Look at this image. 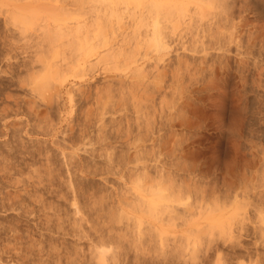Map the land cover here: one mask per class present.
Segmentation results:
<instances>
[{
	"label": "rangeland",
	"instance_id": "1",
	"mask_svg": "<svg viewBox=\"0 0 264 264\" xmlns=\"http://www.w3.org/2000/svg\"><path fill=\"white\" fill-rule=\"evenodd\" d=\"M152 1L166 40L95 60ZM0 3V264H264V0ZM80 125L129 161L82 153Z\"/></svg>",
	"mask_w": 264,
	"mask_h": 264
},
{
	"label": "bare ground",
	"instance_id": "2",
	"mask_svg": "<svg viewBox=\"0 0 264 264\" xmlns=\"http://www.w3.org/2000/svg\"><path fill=\"white\" fill-rule=\"evenodd\" d=\"M23 1V0H22ZM200 1V0H199ZM209 1V0H208ZM213 2H215L214 4L215 5H218V4H216V2H218V0L216 1V0H212ZM3 2V1H2ZM111 2V1H110ZM156 2V1H155ZM153 3V1L151 2V3H147V6H146V8H148L147 10H145L144 12L146 13V14H139L137 17H135L134 18V20L132 21V23H130L131 25L129 26L128 25V29H130V33H131V35H129V34H126V35H129V39H128V41H126V39H121L122 41H120L121 42V45L118 47V46H116V49H117V47H118V49L117 50H114L113 49V46L111 47V45L110 46H108V48H107V46L105 47V48H107V50L105 49V48H103L104 49V51L105 52H103L102 53V51L101 52H99V50H103L101 47H99L98 48V46H97V48L99 49H97L98 50V52H97V50H96V48L94 47L93 48V50L94 51H92L91 53H92V55L93 54H95V55H93V56H95L96 57V59L95 60H97L98 62L101 60H103L102 62H104V59L105 58H110V57H112L115 53H117V52H119V50L121 51V49L120 48H123L122 47V45L124 44H128L129 43V40H131V37L133 38L132 40L135 42V44H139L140 42H149L150 43V40H153L154 38H157V37H161L160 39L163 41L164 40V38H166V34L164 35V30L166 29V31H167V28H165V27H163V24L165 23V19L166 18H164V23L162 24V22H161V20H162V17L163 16H157V15H159L160 13V11H162L163 13L165 12V15H166V11L167 10H165V5H167L168 3L165 1H163V2H156V3ZM222 2V1H221ZM124 3H126V2H124ZM153 3V4H152ZM167 3V4H166ZM203 3H204V1H203ZM207 3V2H206ZM205 3V4H206ZM211 3V2H210ZM0 4H2V3H0ZM24 4V3H23ZM120 4V3H119ZM149 4V5H148ZM151 4V5H150ZM174 4L175 3H173L172 5L174 6ZM212 4V3H211ZM219 4H220V1H219ZM111 5V4H110ZM116 5V4H115ZM121 5V4H120ZM169 5H171V4H169ZM177 4H175V6H176ZM207 5V4H206ZM221 5V4H220ZM222 5H223V3H222ZM240 5V4H239ZM21 6H22V4H21ZM108 6V5H107ZM174 6V7H175ZM182 6V5H181ZM4 7H6L5 5H4ZM23 7V6H22ZM104 7H106V5L104 6ZM109 7H111V6H108V8ZM121 7V6H120ZM163 7V8H162ZM171 8H172V6H170ZM177 7V6H176ZM195 7V6H194ZM209 7V6H208ZM2 8V7H1ZM0 8V9H1ZM13 8V7H12ZM15 8V7H14ZM17 8H18V6H17ZM108 8H106V10H108ZM116 8V7H115ZM115 8H113V9H115ZM119 8V7H118ZM168 10H169V8H168V6L166 7ZM204 8V7H203ZM216 8V7H215ZM6 9V8H5ZM4 8H3V10H5ZM20 9H21V7H20ZM25 9V8H24ZM122 9V8H121ZM161 9V10H160ZM163 9H164V11H163ZM177 9V8H176ZM178 9H179V7H178ZM196 9H197V7H196ZM218 9V8H217ZM17 10V9H16ZM27 10H30V9H28L27 8ZM33 10V9H32ZM109 10H110V8H109ZM173 10V9H172ZM203 10V9H202ZM215 10V9H214ZM221 10V9H220ZM223 10H224V8H223ZM222 10V11H223ZM111 11V10H110ZM117 11H120V10H117ZM175 11V10H174ZM195 11V10H194ZM199 11V10H198ZM217 11V10H216ZM5 12V11H4ZM19 12V11H18ZM161 12V13H162ZM168 12V11H167ZM192 12V11H191ZM121 13V12H120ZM143 13V12H142ZM162 13V14H163ZM170 13H171V11H170ZM177 13V12H176ZM6 14V13H5ZM32 14H33V12H32ZM119 14V13H118ZM168 14H169V12H168ZM172 15H173V11H172V13H171ZM203 14H205L204 12H203ZM228 14V13H227ZM164 15V14H163ZM171 15V16H172ZM179 15V14H178ZM5 16H7V15H5ZM119 16H120V14H119ZM201 16V15H200ZM204 16V15H203ZM216 16V15H215ZM19 17H21V16H19ZM32 17V16H31ZM165 17V16H164ZM166 17H167V19H168V17H170L169 15H166ZM180 17V16H179ZM202 17V16H201ZM226 17V16H225ZM5 18V17H4ZM30 18V17H29ZM33 18V17H32ZM181 18V17H180ZM184 18V17H183ZM198 18V17H197ZM19 19V18H18ZM28 19V18H27ZM102 19V18H101ZM105 19V18H104ZM167 19H166V21H167ZM177 19V18H176ZM98 20V19H97ZM184 20V19H183ZM195 20V19H194ZM58 21V20H57ZM179 21V20H178ZM198 21H200V20H198ZM220 21V20H219ZM60 22V21H59ZM170 22V21H169ZM175 22V21H174ZM177 22V21H176ZM188 22V21H187ZM58 23V22H57ZM101 23V22H100ZM168 24V23H167ZM167 24H164L165 26L167 25ZM189 24H190V22H189ZM188 24V25H189ZM191 24H193V23H191ZM196 24V23H195ZM103 25V24H102ZM187 25V26H188ZM110 26V25H109ZM193 26H197V25H194L193 24ZM210 26V25H209ZM82 27V26H81ZM99 27V26H98ZM201 27V26H200ZM219 27V26H218ZM56 29H57V27H55ZM54 28V29H55ZM76 28V27H75ZM83 28V27H82ZM91 28V27H90ZM97 28V27H96ZM141 28H143V32L142 33H140V30L139 29H141ZM191 28V27H190ZM193 28V27H192ZM74 29V28H73ZM92 29V28H91ZM220 29V28H219ZM52 30H53V28H52ZM198 30V29H197ZM222 30V29H221ZM79 31V30H78ZM127 31V30H126ZM188 31V30H187ZM190 31V30H189ZM212 31V30H211ZM92 33H93V30L91 31ZM94 32H95V30H94ZM222 32V31H221ZM86 33V32H85ZM89 33V32H88ZM97 33V32H96ZM99 33V32H98ZM132 33H134V34H137V36L139 37L140 35H141V39L142 40H139L140 38H138L137 36V40L135 39L134 40V36H132L133 34ZM223 33V32H222ZM52 34V33H51ZM59 34V33H58ZM91 34V33H90ZM89 34V35H90ZM125 34V33H124ZM47 36H48V34H46ZM76 35H77V33H76ZM88 35V34H87ZM98 35V34H97ZM126 35H123V36H125V37H123L122 36V38H126L127 36ZM224 35V34H223ZM93 36V35H92ZM92 36H90V37H92ZM95 36H96V34H95ZM94 36V37H95ZM100 35H98V37H99ZM102 36V35H101ZM105 36L106 35H104V37L103 38H101L100 40H102V39H105ZM109 36V35H108ZM163 36V37H162ZM165 36V37H164ZM220 36V35H219ZM88 37V36H87ZM94 37H93V39H94ZM49 38V37H48ZM75 38V37H74ZM89 38V37H88ZM100 38V37H99ZM98 38V39H99ZM106 38H107V36H106ZM194 38V37H193ZM53 39V38H52ZM91 39V38H90ZM57 40V39H56ZM79 40V39H78ZM112 40V39H111ZM166 40V39H165ZM164 40V41H165ZM168 40V39H167ZM195 40V39H194ZM80 41V40H79ZM91 41V40H90ZM103 41V43H104V40H102ZM101 42V41H100ZM106 42V41H105ZM82 43V42H81ZM80 43V44H81ZM91 43V42H90ZM102 43V42H101ZM107 43H110L109 42V38H108V41H107ZM115 43V42H114ZM164 43V42H163ZM196 43V42H195ZM118 44V43H117ZM104 45H106L105 43H104ZM103 45V46H104ZM128 45H130V43L128 44ZM82 46V45H81ZM95 46H96V44H95ZM102 46V45H101ZM102 46V47H103ZM166 46V45H165ZM109 47H111L110 49H109ZM77 49V48H76ZM80 49L82 50V49H84L83 47L81 48L80 47ZM109 49V50H108ZM81 50H80V52H81ZM96 50V51H95ZM88 52H89V49H88ZM53 53V52H52ZM122 54H123V52H121ZM54 54V53H53ZM77 54V53H76ZM89 54V53H88ZM121 54V55H122ZM202 54V53H201ZM55 55V54H54ZM86 55V53L83 55V56H85ZM89 55H91V54H89ZM91 55V56H92ZM119 56H120V54H119ZM119 56H118V58H119ZM123 56V55H122ZM54 57V56H53ZM78 57V56H77ZM88 57V56H87ZM52 58V57H51ZM123 58V57H122ZM64 59V58H63ZM79 59V58H78ZM111 60V58L109 59V61ZM124 60V59H123ZM177 60V59H176ZM175 60V61H176ZM115 61H116V57H115ZM157 61V60H156ZM178 61V60H177ZM65 62V61H64ZM123 62V61H122ZM186 62V61H185ZM179 63V62H178ZM75 64H77V63H75ZM186 64V63H185ZM87 65V64H86ZM77 66V65H76ZM84 66V65H83ZM187 66V65H186ZM48 67V66H47ZM53 68V67H52ZM57 69V68H56ZM49 70V69H48ZM52 70V69H51ZM53 70H54V68H53ZM183 70H184V68H183ZM194 70V69H193ZM202 70V69H201ZM51 72V71H50ZM53 72H55V70L53 71ZM179 72V71H178ZM44 73H46V72H44ZM145 73V72H144ZM172 73V72H171ZM11 74V73H10ZM46 74H48V72L46 73ZM56 74V72L55 73H53V75H55ZM187 74V73H186ZM52 75V74H51ZM145 75V74H144ZM154 75V74H153ZM197 75V74H196ZM147 76V75H146ZM160 76V75H159ZM174 76V75H173ZM192 76V75H191ZM162 77V76H161ZM172 77V76H171ZM182 77V76H181ZM194 77V76H193ZM41 78V77H40ZM160 78V77H159ZM45 79V78H44ZM47 79V78H46ZM171 79V78H170ZM176 79V78H175ZM180 79V78H179ZM38 80L40 81V79H39V77H38ZM38 80L36 81V80H34V82L36 81V83L38 82ZM160 80V79H159ZM44 82V81H43ZM42 82V83H43ZM41 83V82H40ZM42 83H41V85H42ZM162 83V82H161ZM176 83V82H175ZM38 84V83H37ZM44 84V83H43ZM145 84V83H144ZM150 84V83H149ZM178 84V83H177ZM142 85V84H141ZM36 86V85H35ZM160 86V88H162V86L161 85H159ZM178 86V85H177ZM185 86V85H184ZM183 86V87H184ZM22 87V86H21ZM154 87V86H153ZM155 89V88H154ZM157 89V88H156ZM180 89V88H179ZM181 89H182V87H181ZM108 90V89H107ZM184 90H186V89H184ZM169 91H171V90H169ZM174 91V90H173ZM183 91V90H182ZM97 92V91H96ZM167 92V91H166ZM184 92V91H183ZM180 93V92H179ZM185 94V93H184ZM164 96V95H163ZM177 96V95H176ZM179 96V95H178ZM190 96V95H189ZM186 97V96H185ZM8 98V97H7ZM60 98V97H59ZM182 98V97H181ZM97 99V98H96ZM151 99H153L152 97H151ZM7 100V99H6ZM70 101V100H69ZM162 101V100H161ZM55 102H57V101H55ZM160 102V101H159ZM152 104V103H151ZM17 105V104H16ZM15 105V106H16ZM29 105H31V104H28V106ZM34 105V104H33ZM160 105H162V104H160ZM46 106V105H45ZM51 106V105H50ZM56 106V105H55ZM29 109H27V113L29 114V116L31 115V116H33V118H36V117H38L39 116V111H37V110H32V109H34L33 107H28ZM45 108H49V107H45ZM51 108V107H50ZM57 108V107H56ZM2 109V108H1ZM26 109V108H25ZM29 110H30V112H29ZM57 111V110H56ZM45 112V111H44ZM47 112V111H46ZM41 113V112H40ZM50 113V112H49ZM27 114V115H28ZM48 114V113H47ZM48 117V116H47ZM39 119V118H38ZM37 119V120H38ZM50 119V118H49ZM131 119V118H130ZM36 120V121H37ZM39 120H41V119H39ZM85 120V119H84ZM88 120V119H87ZM101 120V119H100ZM135 120V119H134ZM139 120V119H138ZM188 120V119H187ZM131 121V120H130ZM82 122V121H81ZM84 122V121H83ZM136 122V121H135ZM134 122V123H135ZM161 122V121H160ZM86 123V122H85ZM128 123V122H127ZM145 123V122H144ZM152 123H154V122H152ZM157 123V122H156ZM88 124V123H87ZM129 124V123H128ZM82 125V124H81ZM81 125H80V127H81ZM141 125V124H140ZM146 125V124H145ZM4 126V125H3ZM26 125H24V127H25ZM101 126V125H100ZM126 126V125H125ZM131 126V125H130ZM129 126V127H130ZM144 126V125H143ZM158 126V125H157ZM17 127V126H16ZM22 127V126H21ZM99 127V126H98ZM102 127V126H101ZM101 127H99L98 128V133L96 134V138L94 137V139H92V138H90V136H89V134L90 133H86V131H85V129H86V126L84 125V126H82L81 127V133L78 135L77 134V136H78V138H76V137H74V138H76L78 141L77 142H80L81 144L80 145H82V153H85V154H88V152L90 153V152H95V150L97 149V148H92V149H86L87 147L86 146H94V144L97 146L98 145V147H100L99 149L101 150V149H103V150H105V149H107V147H108V151L106 150V153L107 152H109L110 150H109V144H107V143H105V142H107V141H105V139L107 138V136H108V138H109V134L111 133V131H110V133L107 135L106 133H105V130L103 131V129H101ZM114 127V126H113ZM136 127H137V124H136ZM6 128V127H5ZM87 128H89V127H87ZM132 127H130V129H131ZM147 128H148V126H147ZM159 128V127H158ZM160 128H161V126H160ZM159 128V129H160ZM16 129V128H15ZM20 130H21V128H19ZM18 129V130H19ZM127 129V128H126ZM134 129V128H133ZM136 130V129H135ZM138 130H141V129H138ZM145 130V126H144V129H143V131ZM16 131V130H15ZM79 131V132H80ZM142 131V130H141ZM146 131V130H145ZM26 132V131H25ZM115 132V131H114ZM124 132L125 131H123V135H124ZM137 132H139V131H137ZM15 133V132H14ZM17 133V132H16ZM108 133V132H107ZM120 133V132H119ZM131 133V132H130ZM70 134V133H69ZM105 134V135H104ZM117 133H115V135H116ZM136 134V133H135ZM139 134H141V133H139ZM143 134H144V136H145V133L143 132ZM18 135H20V134H18ZM112 135H114V134H112ZM118 135V134H117ZM121 135H122V133H121ZM121 135H119L120 137H121ZM128 135H129V133H128ZM131 135V134H130ZM137 135H138V133H137ZM159 135V134H158ZM157 135V136H158ZM75 136V135H74ZM95 136V135H94ZM132 136V135H131ZM134 136V135H133ZM147 136V135H146ZM92 137V136H91ZM123 138H124V136H122ZM126 138H128V136L126 135L125 136ZM124 139V140H127V139ZM138 138H140V137H138ZM152 138V137H151ZM71 139V141L73 140L72 138H70ZM75 139V140H76ZM113 139V138H112ZM112 139H111V141H112ZM121 139V138H120ZM131 139V138H130ZM178 139V138H177ZM92 140L94 141L95 140V142H93V144H91L92 143ZM107 140V139H106ZM119 140V139H118ZM131 140H133V139H131ZM135 140V139H134ZM133 140V141H134ZM140 140V139H139ZM154 140V139H153ZM160 140V139H159ZM84 141H85V143H84ZM105 141V142H104ZM156 141V140H155ZM163 141V140H162ZM165 141H167V140H165ZM180 141V140H179ZM76 141H74V142H70L71 144H72V146L74 145L73 143H75ZM110 142V141H109ZM131 142V141H130ZM153 142V141H152ZM160 141H158V143H159ZM105 143V144H104ZM127 143V142H126ZM136 143V142H135ZM129 144V143H128ZM127 144V145H128ZM121 145V144H120ZM126 145V146H127ZM131 145H132V143H131ZM159 145V144H158ZM44 146V145H43ZM67 146V145H66ZM69 146V145H68ZM75 146V145H74ZM73 146V147H74ZM115 146V145H114ZM125 146V145H124ZM123 146V147H124ZM160 146V145H159ZM63 147V146H62ZM133 147H134V144H133ZM173 147V146H172ZM111 148H113V146L111 145ZM120 148V147H119ZM126 149V148H125ZM134 149V148H133ZM138 149V148H137ZM28 150V149H27ZM38 149H35V152H26L27 153V156L28 157H30V159L33 161V158L35 157V155H37L38 157H39V155H41V152H40V150H38ZM73 150V149H72ZM114 151V153H111V151ZM111 151H110V155L108 154V155H106V153H105V151L103 152L104 153V155L106 156V158H107V156H108V160H110L111 158L113 159L115 156H116V152H115V150H116V148H113ZM119 150V149H118ZM122 150V149H121ZM130 150V149H129ZM32 151V150H31ZM34 151V150H33ZM96 151H98V150H96ZM117 151V150H116ZM126 151V150H125ZM137 151V150H136ZM25 152V151H24ZM80 152V151H79ZM101 152V151H100ZM122 152V151H121ZM49 153V152H48ZM47 153V154H48ZM92 153H91V155H92ZM99 153V152H98ZM124 153V152H123ZM128 153V152H127ZM127 153H125L126 154V157H124V158H120V161L121 160H123L124 162L125 161H129V160H126V158H128V157H130V156H127ZM134 154H135V152H133ZM139 153V152H138ZM63 154V153H62ZM140 154V153H139ZM173 154V153H172ZM113 155V156H112ZM118 155V154H117ZM122 154H120L119 156L120 157H122L121 156ZM129 155H131V154H129ZM142 155V154H141ZM145 155V154H144ZM15 156V155H14ZM27 156H25L26 157V159H27ZM68 156V155H67ZM66 156V157H67ZM72 156V155H71ZM74 156V155H73ZM99 157L101 156V155H98ZM97 156V157H98ZM112 156V157H111ZM138 156V155H137ZM136 156V157H137ZM22 157V156H21ZM41 157V156H40ZM69 157V156H68ZM96 157V156H95ZM97 157H96V159H97ZM117 157V156H116ZM116 157L114 158V161L116 160ZM47 158V157H46ZM71 158V157H70ZM93 158V157H92ZM91 158V159H92ZM134 158V157H133ZM132 158V159H133ZM153 158V157H152ZM151 158V159H152ZM22 159V158H21ZM29 159V160H30ZM41 159V158H40ZM104 159H105V157H104ZM111 159V161H113ZM117 159H119V157L117 158ZM8 160V159H7ZM71 160V159H70ZM81 160H83V159H81ZM107 160V161H108ZM136 160V159H135ZM135 160H132V161H135ZM142 160V159H141ZM141 160H140V162H141ZM26 161V160H25ZM34 161H36V160H34ZM110 161V162H111ZM116 161H119V160H116ZM119 161V162H120ZM30 162V161H29ZM38 162V161H37ZM36 162V163H37ZM47 162V161H46ZM68 162V161H67ZM136 162V161H135ZM156 162V161H155ZM24 163V166H25V162H23ZM48 163H50L49 162V159H48ZM109 163V162H108ZM118 163V162H117ZM121 163H123L122 161H121ZM121 163H120V165H121ZM131 162H129V164H130ZM67 164V163H66ZM110 164V163H109ZM112 164H114V163H112ZM126 164V163H125ZM124 163H123V165H125ZM140 164V163H139ZM7 165V164H6ZM5 165V166H6ZM12 165V164H11ZM10 165V166H11ZM29 165V164H28ZM117 164H115V166H116ZM119 165V164H118ZM133 165V164H132ZM14 166V165H13ZM122 166V165H121ZM7 167V166H6ZM21 167V166H20ZM23 167V166H22ZM114 167V166H113ZM118 167V166H117ZM116 167V168H117ZM123 167V166H122ZM26 168V167H25ZM29 168V167H28ZM32 168V167H31ZM136 168V167H135ZM188 168V167H187ZM7 169V168H6ZM118 169V168H117ZM4 170V169H3ZM8 170H10V168L8 169ZM24 170V169H23ZM0 171H2V170H0ZM17 171V170H16ZM30 171V170H29ZM120 171V170H119ZM132 171V170H131ZM130 171V172H131ZM3 172V171H2ZM114 172V171H113ZM129 172V173H130ZM254 172V171H253ZM256 172V171H255ZM6 173V172H5ZM97 173V172H96ZM101 173V172H100ZM111 173V172H110ZM14 174H17V173H14ZM45 174V173H44ZM123 174V173H122ZM135 174V173H134ZM244 174V173H243ZM8 175V174H7ZM113 175V174H112ZM142 175V174H141ZM140 175V176H141ZM144 175V174H143ZM254 175V174H253ZM10 176V175H9ZM243 176V175H242ZM72 177V176H71ZM123 177V176H122ZM245 177V176H244ZM248 177V176H247ZM121 178V177H120ZM252 178V177H251ZM104 179V178H103ZM128 179H129V177H128ZM137 179V178H136ZM41 180V179H40ZM50 180V179H49ZM49 180H47V182L49 181ZM52 180H54V178L52 179ZM51 180V181H52ZM123 180V179H122ZM251 180V179H250ZM39 181V180H38ZM46 181V180H45ZM55 181V180H54ZM53 181V182H54ZM72 181V180H71ZM71 181H70V183H71ZM134 181V180H133ZM151 181V180H150ZM11 182V181H10ZM50 182V181H49ZM137 182V181H136ZM248 182V181H247ZM66 183V182H65ZM135 183V182H134ZM1 184V183H0ZM35 184H37V183H34V185L33 186H35ZM39 184H41V182H38V186H39ZM53 184V183H52ZM67 184V183H66ZM73 184V183H72ZM71 184V185H72ZM143 184V183H142ZM44 185V184H43ZM50 185H51V182H50ZM68 185H69V183H68ZM67 185V186H68ZM32 186V185H31ZM32 186V187H33ZM52 186H54V185H52ZM70 186V185H69ZM131 186V185H130ZM135 186V185H134ZM146 186H148V185H146ZM151 186V185H150ZM164 186H165V184H164ZM44 186H42V188H43ZM47 187V186H46ZM136 187H138V186H136ZM162 187V186H161ZM66 188V187H65ZM133 189H134V187H132ZM31 189V188H30ZM44 189V188H43ZM46 189H48V188H46ZM50 189H51V186H50ZM66 189H69L68 187L66 188ZM117 189V188H116ZM120 189V188H119ZM139 189V188H138ZM159 189V188H158ZM157 189V191H159ZM162 189V188H161ZM171 189V188H170ZM262 189H264V188H262ZM70 191H71V188L69 189ZM76 190V189H75ZM129 190V189H128ZM149 190H150V188H149ZM174 190H175V188H174ZM26 191V190H25ZM27 191H28V189H27ZM33 191V190H32ZM44 191V190H43ZM46 191V190H45ZM48 191H49V189H48ZM77 191V190H76ZM136 191H137V188H136ZM145 191V190H144ZM37 192V191H36ZM50 192V191H49ZM52 192V191H51ZM151 192V191H150ZM156 192V191H155ZM161 192V191H160ZM162 192H163V189H162ZM168 192H170V191H168ZM178 192V191H177ZM249 192V191H248ZM46 193H48V192H46ZM54 193V192H53ZM56 193V192H55ZM54 193V194H55ZM77 193V192H76ZM50 194H52V193H50ZM101 194V193H100ZM138 194V193H137ZM143 194V193H142ZM152 194V193H151ZM153 194H155V193H153ZM162 194H164V193H162ZM167 194V193H166ZM49 195V194H48ZM116 195H117V193H116ZM119 195V194H118ZM130 195V194H129ZM150 195V194H149ZM172 195V194H171ZM176 195V194H175ZM178 195V194H177ZM28 196V195H27ZM54 197L56 196V195H53ZM105 196V195H104ZM124 196V195H123ZM245 196V195H244ZM30 197V196H29ZM37 197H39V196H37ZM58 197H59V195H58ZM58 197H56V198H58ZM75 197V196H74ZM100 197V196H99ZM98 197V198H99ZM102 197V196H101ZM113 197V196H112ZM119 197V196H118ZM9 198V197H8ZM16 198V197H15ZM25 198V197H24ZM23 198V199H24ZM35 198H36V196H35ZM59 198H62V197H59ZM73 198V197H72ZM88 198V197H87ZM140 198V197H139ZM147 198V197H146ZM151 198V197H150ZM167 198V197H166ZM172 198H175V197H172ZM178 198V197H177ZM38 199V198H37ZM75 199V198H74ZM119 199V198H118ZM19 200V199H18ZM57 200V199H56ZM111 200V199H110ZM127 200V199H126ZM166 200V199H165ZM169 200V199H168ZM119 201V200H118ZM121 201V200H120ZM127 201H129V200H127ZM127 201H123L124 203L125 202H127ZM139 201V200H138ZM178 201V200H177ZM236 201V200H235ZM241 201V200H240ZM257 201V200H256ZM36 202V201H35ZM114 202V201H113ZM157 202V201H156ZM169 202V201H168ZM174 202V201H173ZM237 202V201H236ZM242 202V201H241ZM71 203V202H70ZM115 203V202H114ZM146 203V202H145ZM154 203L155 202H153V205H154ZM205 203V202H204ZM244 203H245V201H244ZM243 203V204H244ZM252 203V202H251ZM127 203H125V205H126ZM158 203H156V205H157ZM166 204V203H165ZM229 204V203H228ZM235 204V203H234ZM14 205V203L13 204H11V206H13ZM129 205V204H128ZM148 205H149V203H148ZM151 205V204H150ZM159 205V204H158ZM162 205V204H161ZM164 205V204H163ZM212 205V204H211ZM222 205V204H221ZM224 205V204H223ZM241 205V204H240ZM124 206V205H123ZM131 206H132V204H131ZM134 206V205H133ZM204 206V205H203ZM235 206V205H234ZM243 206V205H242ZM245 206V205H244ZM252 206V205H251ZM14 207V206H13ZM74 207V206H73ZM128 207V206H127ZM137 207H139V205L137 206ZM150 207V206H149ZM154 207H156V206H154ZM238 207V206H237ZM26 208V207H25ZM78 208V207H77ZM114 208V207H113ZM117 208V207H116ZM136 208V207H135ZM141 208V207H140ZM150 208H152V209H154L152 206L150 207ZM156 208H158V207H156ZM244 208V207H243ZM242 208V209H243ZM159 209V208H158ZM168 209H170V208H168ZM222 209H223V207H222ZM225 209V208H224ZM237 209H239V208H237ZM164 210H166V209H164ZM203 210V209H202ZM234 210V209H233ZM137 211H138V209H137ZM140 211V210H139ZM144 211V210H143ZM143 211H142V213H143ZM163 211V210H162ZM221 211V210H220ZM219 211V212H220ZM259 211V210H258ZM77 212V211H76ZM141 212V211H140ZM152 212H155V210L153 211L152 210ZM151 212V213H152ZM157 212V211H156ZM168 212V211H167ZM202 212V211H201ZM213 212V211H212ZM103 213V212H102ZM122 213V212H121ZM146 213H148V212H146ZM208 213V212H207ZM222 213H223V211H222ZM235 213V212H234ZM54 214V213H53ZM77 214V213H76ZM162 214V213H161ZM257 214H258V212H257ZM109 215V214H108ZM125 215V214H124ZM123 215V216H124ZM147 215V214H146ZM155 215V214H154ZM206 215V214H205ZM229 215L231 216V214L229 213ZM233 215V214H232ZM236 215H237V213H236ZM262 215H264V214H262ZM32 216V215H31ZM51 216V215H50ZM105 216H107V215H105ZM105 216H103V217H105ZM109 216H111V215H109ZM108 216V217H109ZM150 216H152L151 214H150ZM75 217V216H74ZM100 217V216H99ZM125 217V216H124ZM262 217V216H261ZM39 218V217H38ZM111 218V217H110ZM207 218V217H206ZM230 218V217H229ZM228 218V219H229ZM105 219V218H104ZM152 219V218H151ZM155 220H156V218H155ZM238 220V219H237ZM141 221V220H140ZM208 222V221H207ZM217 222V221H216ZM229 222V221H228ZM37 223V222H36ZM222 224V223H221ZM226 224H227V222H226ZM241 224V223H240ZM73 225V224H72ZM207 225V224H206ZM213 225V224H212ZM229 225V224H228ZM256 225V224H255ZM104 226V225H103ZM202 226H204V225H202ZM217 226H220V225H217ZM224 226V225H223ZM74 227V226H73ZM147 227H149V226H147ZM240 227V226H239ZM55 228V227H54ZM97 228V227H96ZM121 228V227H120ZM214 228H215V226H214ZM213 228V229H214ZM227 228V227H226ZM77 229V228H76ZM155 229V228H154ZM212 229V230H213ZM216 229H218L217 227H216ZM216 229H214L213 231H215ZM221 229L223 230V228H222V226H221ZM257 229H258V227H257ZM262 229H264V228H262ZM1 230V229H0ZM11 230V229H10ZM70 230H72V229H70ZM75 230V229H74ZM90 230V229H89ZM151 230V229H150ZM153 230V229H152ZM156 230V229H155ZM194 230V229H193ZM222 230H221V232H220V234L222 233ZM227 230V229H226ZM228 230H229V228H228ZM227 230V231H228ZM12 231H14V230H12ZM138 231V230H137ZM136 231V232H137ZM190 231V230H189ZM201 231V233H203V234H205L204 232V230L202 231V230H200ZM200 231H198V232H200ZM220 231V230H219ZM218 231V232H219ZM244 231V230H243ZM146 232V231H145ZM196 232V231H195ZM224 232V231H223ZM241 232V231H240ZM239 232V233H240ZM261 232H262V230H261ZM261 232H259V233H261ZM9 233V232H8ZM79 233H80V231H79ZM135 233V232H134ZM143 233V232H142ZM163 233V232H162ZM184 233V232H183ZM189 233H191V232H189ZM201 233H200V235H201ZM206 233H207V230H206ZM48 234H50V233H48ZM118 234V233H117ZM185 234V233H184ZM202 234V235H203ZM208 234V233H207ZM212 234V233H211ZM132 235V234H131ZM139 235H140V232H139ZM162 235V234H161ZM160 235V236H161ZM230 235V234H229ZM2 236V235H1ZM85 236V235H84ZM160 236H158V237H160ZM164 236V235H163ZM205 236V235H204ZM221 236H223V235H221ZM118 237V236H117ZM157 237V238H158ZM176 237V236H175ZM194 237V236H193ZM1 238V237H0ZM4 238V237H3ZM161 238V237H160ZM164 238V237H163ZM192 238V237H191ZM196 238V237H195ZM126 239V238H125ZM186 239V238H185ZM188 239V238H187ZM187 239H186V242H187ZM147 240V239H146ZM132 241V240H131ZM161 241V240H160ZM185 241V240H184ZM194 241V240H193ZM192 241V242H193ZM198 241V240H197ZM204 241V240H203ZM14 242V241H13ZM138 243V242H137ZM185 243V242H184ZM195 243V242H194ZM239 243V242H238ZM53 244V243H52ZM132 245V244H131ZM136 245V244H135ZM161 245V244H160ZM17 246V245H16ZM187 246V245H186ZM206 246H207V244H206ZM28 247V246H27ZM50 247V246H49ZM60 247V246H59ZM4 248V247H3ZM17 249H19V248H17ZM22 249V248H21ZM144 249V248H143ZM149 249V248H148ZM4 250V249H3ZM7 251V250H6ZM19 251V250H18ZM53 251V250H52ZM42 252V251H41ZM39 253V252H38ZM47 253V252H46ZM73 253V252H72ZM96 253V252H95ZM178 253H180V252H178ZM15 254V253H14ZM13 254V255H14ZM21 254V253H20ZM40 254V253H39ZM53 254V253H52ZM75 254H76V252H75ZM130 254V253H129ZM97 255H98V253H97ZM105 255V254H104ZM114 255V254H113ZM148 255V254H147ZM15 257V256H14ZM24 257V256H23ZM47 257H49V256H47ZM52 257V256H51ZM92 257H93V255H92ZM97 257V256H96ZM150 257V256H149ZM20 258V257H19ZM22 258V257H21ZM20 258V259H21ZM103 258V257H102ZM97 259V258H96ZM22 260V259H21ZM57 260V259H56ZM99 260H102V259H99ZM1 261V260H0ZM16 261V260H15ZM103 261V260H102ZM261 261V260H260ZM22 262V261H21ZM56 262H58V261H56ZM98 262V261H97ZM104 262V261H103ZM103 262H102V264H103ZM18 263V262H17ZM43 263V262H42ZM42 263H40V264H42ZM108 263V262H107ZM260 263V262H259ZM16 264V263H15ZM43 264H45V263H43ZM49 264V263H48ZM59 264V263H58ZM98 264V263H97ZM261 264V263H260Z\"/></svg>",
	"mask_w": 264,
	"mask_h": 264
}]
</instances>
